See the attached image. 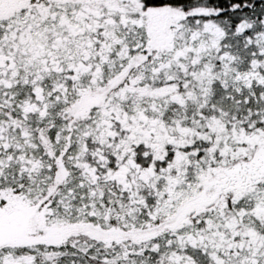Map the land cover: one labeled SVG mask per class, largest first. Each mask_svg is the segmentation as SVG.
Returning <instances> with one entry per match:
<instances>
[{"label":"snow or ice","instance_id":"snow-or-ice-1","mask_svg":"<svg viewBox=\"0 0 264 264\" xmlns=\"http://www.w3.org/2000/svg\"><path fill=\"white\" fill-rule=\"evenodd\" d=\"M0 264H264V0H0Z\"/></svg>","mask_w":264,"mask_h":264}]
</instances>
